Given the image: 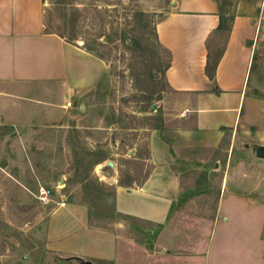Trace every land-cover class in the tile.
I'll return each instance as SVG.
<instances>
[{"label":"rangeland","instance_id":"374dc122","mask_svg":"<svg viewBox=\"0 0 264 264\" xmlns=\"http://www.w3.org/2000/svg\"><path fill=\"white\" fill-rule=\"evenodd\" d=\"M170 9L171 0H45V30L81 51L70 52L71 90L52 122L16 124L1 109L0 264H142L146 254L158 264L174 250L182 264L190 253L201 264L226 240L228 250L247 246L246 264L264 261V159L252 151L264 146V68L256 100L245 98L248 124L223 129L215 145H185L191 123L165 80L170 55L155 32ZM152 140L170 148L181 190L161 226L115 210V187L151 173Z\"/></svg>","mask_w":264,"mask_h":264},{"label":"crops","instance_id":"0c3cea01","mask_svg":"<svg viewBox=\"0 0 264 264\" xmlns=\"http://www.w3.org/2000/svg\"><path fill=\"white\" fill-rule=\"evenodd\" d=\"M44 5L45 0H0V113L2 108L9 109L16 124L22 118L30 123L54 120L56 109L71 90L70 52L78 56L81 51L64 37L45 30ZM221 16L228 20L227 33L218 30ZM155 32L170 55L165 80L183 98V115L191 123L184 131L185 145L212 146L223 129L248 124L253 113L242 120L245 98L250 91L256 100L259 70L264 68V56L257 53L264 45V0H171L170 11L157 21ZM217 43L221 48L212 68L211 50ZM256 53L259 67L249 90ZM150 147L151 173L140 185L115 187V210L149 226L167 225L181 190L171 167L170 148L156 140ZM229 241H221L215 251L209 245L207 253L200 256L201 264H246L242 249L247 246L243 243V248L228 250ZM159 255L158 264L183 262L178 250ZM189 255L199 264L198 255ZM145 257L142 264H152L150 255ZM254 260L264 264L262 255Z\"/></svg>","mask_w":264,"mask_h":264},{"label":"trees","instance_id":"16d2710c","mask_svg":"<svg viewBox=\"0 0 264 264\" xmlns=\"http://www.w3.org/2000/svg\"><path fill=\"white\" fill-rule=\"evenodd\" d=\"M218 30H221V31H225L227 33V31L229 30V25H228V20L224 17H220V21H219V26H218ZM215 63H216V60L213 62V66L212 68L215 67ZM210 64L207 63V66H206V71L207 73L209 74V76H211L212 78V73L210 72Z\"/></svg>","mask_w":264,"mask_h":264},{"label":"built area","instance_id":"2783aa9c","mask_svg":"<svg viewBox=\"0 0 264 264\" xmlns=\"http://www.w3.org/2000/svg\"><path fill=\"white\" fill-rule=\"evenodd\" d=\"M49 193V190L44 186H39L36 190V196L43 203H47L49 201ZM61 203L64 205V202Z\"/></svg>","mask_w":264,"mask_h":264},{"label":"water","instance_id":"95a60500","mask_svg":"<svg viewBox=\"0 0 264 264\" xmlns=\"http://www.w3.org/2000/svg\"><path fill=\"white\" fill-rule=\"evenodd\" d=\"M252 148L253 154L256 157L264 159V146L256 144Z\"/></svg>","mask_w":264,"mask_h":264}]
</instances>
